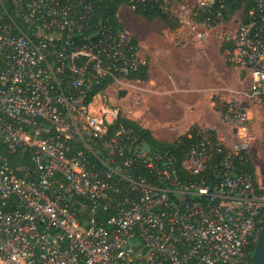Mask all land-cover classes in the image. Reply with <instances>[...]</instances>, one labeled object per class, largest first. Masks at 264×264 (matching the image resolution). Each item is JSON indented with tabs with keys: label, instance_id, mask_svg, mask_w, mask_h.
I'll return each instance as SVG.
<instances>
[{
	"label": "built area",
	"instance_id": "2783aa9c",
	"mask_svg": "<svg viewBox=\"0 0 264 264\" xmlns=\"http://www.w3.org/2000/svg\"><path fill=\"white\" fill-rule=\"evenodd\" d=\"M113 1L0 0V264H250L264 187L248 168L247 102L226 104L228 137L193 127L155 150L111 132L118 113L94 108L97 88L147 65L121 22L100 17ZM121 1L218 44L264 109V0ZM24 151L35 179L9 166Z\"/></svg>",
	"mask_w": 264,
	"mask_h": 264
},
{
	"label": "rangeland",
	"instance_id": "374dc122",
	"mask_svg": "<svg viewBox=\"0 0 264 264\" xmlns=\"http://www.w3.org/2000/svg\"><path fill=\"white\" fill-rule=\"evenodd\" d=\"M117 16L123 27L138 40L146 60L149 62L150 56H156L165 67L169 90L165 88V84L158 88L148 83L150 88L156 91L166 89L173 93L177 92L180 87L191 90L192 111L189 112L182 106L178 107L180 117L178 121L185 124L191 118L196 119V116L201 113L202 117L197 121L193 119L187 131L193 127L216 128L219 130V134L215 132L218 138L228 137L227 127L220 125L221 121L218 120V115L222 111V103L226 102L228 90L224 92L226 89L220 88L238 85V82L234 76H231L230 70L225 68L223 56L214 42L197 45L191 40L189 34L178 26L174 28V22L160 19L146 22L141 17L130 14L124 8L118 10ZM142 83L128 81L123 85L110 84L95 96L92 104L96 109L101 106L103 109L117 111L118 117L132 120L138 125L142 124L144 115L148 113L145 102L141 99L142 88L147 87V82ZM180 83L182 86H179ZM121 90L126 92L123 97L119 96ZM229 96L230 98L235 97L234 94ZM250 134L253 136L251 154L257 163L262 156L260 152L261 146L264 145V126L263 128L255 127Z\"/></svg>",
	"mask_w": 264,
	"mask_h": 264
},
{
	"label": "crops",
	"instance_id": "0c3cea01",
	"mask_svg": "<svg viewBox=\"0 0 264 264\" xmlns=\"http://www.w3.org/2000/svg\"><path fill=\"white\" fill-rule=\"evenodd\" d=\"M195 43V42H194ZM213 43V42H209ZM218 50L219 46L218 44L214 43ZM198 45V44H197ZM204 45V44H202ZM224 60V59H223ZM148 64V71H147V81H138V82H147V87H143L141 91V99L145 102V107L147 108V114L144 115V118L142 119V124H139L140 127L143 129H146L150 132V135L157 141H165V142H171L178 137L182 136L186 133L189 126L192 124V120L195 118H191L189 122L182 124L179 122V109L178 107H184L187 111H192L191 101H190V93L191 90L186 89L185 87L178 88L177 92L175 93L171 91H166L168 89V82L166 78L165 73V67L162 66V64L159 61V58L157 59L156 56H150ZM225 68L230 70L231 76H234L236 79V82H238V85H228L226 88H220V89H226V102H223V104H227L232 99H239L242 101L247 102V106L249 108V121H248V133H251V130H253L255 127L261 126L263 128L264 126V109L261 108L260 105L250 103V101L247 98L246 93L248 92L249 86H250V79L245 74V72L232 69L230 68L224 61ZM153 84L154 87L160 88L163 87V84H165V90H153L150 88L151 86L149 84ZM182 83V82H181ZM180 83L179 86H182ZM246 91V92H245ZM170 92V93H169ZM235 95V97L230 98L229 95ZM173 95V96H171ZM178 96V97H177ZM174 100H173V98ZM228 99V100H227ZM169 102H172V104H169ZM195 104V103H193ZM203 111V110H202ZM203 113H205L203 111ZM215 115V113H214ZM202 117V113L198 116H196V121ZM221 119V113L218 115V120ZM162 120V121H159ZM159 122V123H158ZM162 122V123H160ZM215 122V121H214ZM220 125H223L221 122H219ZM224 126V125H223ZM216 133L219 134V130L216 128H211ZM235 132L233 134L235 135ZM250 136H252L250 134ZM253 137V136H252ZM163 142V143H165ZM261 152L262 155L260 157V160L258 159L257 163L253 159V155L251 154L250 163L252 166V169L254 171V181L255 184L261 188L264 187V145L261 146ZM260 151V150H259Z\"/></svg>",
	"mask_w": 264,
	"mask_h": 264
},
{
	"label": "trees",
	"instance_id": "16d2710c",
	"mask_svg": "<svg viewBox=\"0 0 264 264\" xmlns=\"http://www.w3.org/2000/svg\"><path fill=\"white\" fill-rule=\"evenodd\" d=\"M180 1V0H177ZM122 1L121 0H115L112 3H106L102 2L99 4L100 7V17L101 18H106L108 19L109 23L116 27L122 29V26L118 23V16L117 12L119 7L121 6ZM134 15L141 17L144 19L146 22H151L155 19H160L162 21H167V22H174L173 27L178 26L176 20L170 15L168 12H163L159 7H155L150 10H145V11H137L134 12ZM220 51H222V48H220ZM145 58V57H144ZM146 59V58H145ZM147 61V60H146ZM147 71H148V64L143 66L139 72L130 74L127 79L129 81L133 80H138V81H147ZM110 81H107L103 83L101 86L97 88V91H102ZM226 107V104L222 103V111L221 115ZM120 127H123L125 129L132 130L133 136L137 137L139 141L144 142L147 146H149L152 149L155 150H164L168 147H171L169 143H163L155 140L151 135L150 132L146 129H143L140 127L138 124H136L134 121L122 118V117H117L115 123L110 126V131L115 132L118 130ZM4 147L0 144V159L1 157L4 156L3 153ZM8 163L10 167H17L15 170V174L17 176L26 178V179H35V174H34V166L30 160V155L28 151H24L20 154H15L12 156H8ZM217 157H213L211 159V162L209 164V171L212 169L214 163L216 162ZM0 165H1V160H0ZM248 168L250 173L254 177V171L252 169L251 163H248ZM12 204V201L7 204L6 206H3L2 209L4 211H9L11 210L10 205ZM253 246L250 247L249 249V259L250 255L252 253Z\"/></svg>",
	"mask_w": 264,
	"mask_h": 264
},
{
	"label": "water",
	"instance_id": "95a60500",
	"mask_svg": "<svg viewBox=\"0 0 264 264\" xmlns=\"http://www.w3.org/2000/svg\"><path fill=\"white\" fill-rule=\"evenodd\" d=\"M125 93L124 90H121L119 96L123 97ZM250 264H264V221L254 242Z\"/></svg>",
	"mask_w": 264,
	"mask_h": 264
},
{
	"label": "bare ground",
	"instance_id": "6f19581e",
	"mask_svg": "<svg viewBox=\"0 0 264 264\" xmlns=\"http://www.w3.org/2000/svg\"><path fill=\"white\" fill-rule=\"evenodd\" d=\"M103 108V107H102ZM107 114H108V116L110 115V112L109 111H107Z\"/></svg>",
	"mask_w": 264,
	"mask_h": 264
}]
</instances>
